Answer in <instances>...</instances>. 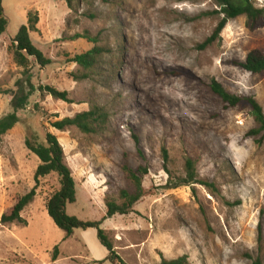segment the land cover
Segmentation results:
<instances>
[{"label": "rangeland", "instance_id": "1", "mask_svg": "<svg viewBox=\"0 0 264 264\" xmlns=\"http://www.w3.org/2000/svg\"><path fill=\"white\" fill-rule=\"evenodd\" d=\"M253 3L264 8V0ZM3 7L0 88L26 83L13 39L30 12L39 20L30 37L51 64L29 58L36 91L0 138V264H114L96 229L66 238L49 217L47 203L60 189L55 174L40 179L22 223H1L36 186L39 160L26 139L48 133L76 183L77 200L66 211L82 221L102 220L107 200L121 203V191H134L126 168L148 170L142 184L151 194L101 226L120 257L116 264L183 256L190 264H264V138L249 135L258 125L248 107H228L211 89L216 81L232 95L253 97L264 112V73L239 66L253 50L264 54V27L250 31L247 18L237 17L202 48L222 19L212 1L75 0L71 10L67 0H3ZM86 33L108 53L81 78L85 72L71 60L95 46L77 38ZM45 87L67 92L69 102ZM95 105L109 115L96 134L52 127ZM12 112L8 95L0 96V120ZM188 160L196 179L184 183Z\"/></svg>", "mask_w": 264, "mask_h": 264}, {"label": "trees", "instance_id": "2", "mask_svg": "<svg viewBox=\"0 0 264 264\" xmlns=\"http://www.w3.org/2000/svg\"><path fill=\"white\" fill-rule=\"evenodd\" d=\"M200 2L212 1L220 10L215 11L216 14L222 16L213 35L208 38L202 48H206L213 41L220 37L223 30L226 28L229 21L236 19L240 16L247 18L246 27L250 31L258 30L264 27V8H258L254 5L253 0H195ZM75 0H67L68 7L73 10V3ZM38 15L29 13L28 23L20 28L18 34L13 39L14 43V58L19 66L25 69V82L17 84L16 91H4L0 88V96L8 95L9 103L13 112L0 120V138L8 131L14 128L19 122L18 112L25 110L30 104V98L36 91L34 85L31 83V74L29 72V58L36 61L41 67H46L51 64V60L47 59L44 53L35 46L30 34L36 31L38 24ZM8 27V20L4 14L3 0H0V35H3ZM77 38H84L95 46L88 52L76 55L71 61L75 62L85 73L81 78H89L101 57L107 54L108 51L102 46H99L98 38L88 35L77 36ZM239 66L252 74L264 73V54L260 50L251 51L245 61L240 63ZM79 80V78H76ZM27 86V87H26ZM211 89L213 92L225 103L228 107H248L252 116L255 119L258 127L252 130L249 135L257 136L262 135L264 138V112L261 106L253 97L237 96L226 92L223 87L216 81L212 82ZM42 90L47 91L56 99H61L69 102L67 92L60 93L54 88L45 87ZM109 120V115L101 106L95 105L88 112L78 114L74 118H66L62 121H57L52 124V127L58 131H63L68 127H77L85 134H96L101 131ZM26 148L38 158L39 165L35 173L36 186L30 192L26 193L17 200L12 210L1 217V223H22L23 219L21 213L34 202L36 197V190L41 178L48 177L52 174L57 175L60 183V189L53 194L47 203V212L54 224L65 233L66 238L71 237L75 230H88L96 229L97 238L101 245L108 251V259L114 264L120 262V257L115 252L114 246L101 226L107 218L113 216L128 215L134 212V207L142 198L151 194L143 187V177L148 174L146 168H140L138 175L136 172L126 168L128 178L131 181L134 191L128 192L123 190L120 192V201L107 200L106 201V217L100 221H82L74 216H69L66 211L68 204H74L77 200L76 183L72 175L71 169L66 164L64 151L56 136L47 134L44 140H40L37 135L27 138L25 141ZM166 154V153H165ZM167 159V156L165 155ZM188 180L184 183L194 181L196 179L195 165L192 160L187 162ZM210 186L207 183H204ZM58 249H55L57 254ZM56 258L54 257L53 263ZM161 264H190L186 256L180 257L176 260L167 261L163 260ZM254 264H263L259 259L255 260Z\"/></svg>", "mask_w": 264, "mask_h": 264}]
</instances>
